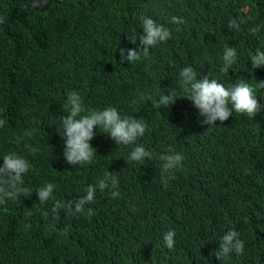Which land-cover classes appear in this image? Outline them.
Instances as JSON below:
<instances>
[{
  "label": "trees",
  "instance_id": "obj_1",
  "mask_svg": "<svg viewBox=\"0 0 264 264\" xmlns=\"http://www.w3.org/2000/svg\"><path fill=\"white\" fill-rule=\"evenodd\" d=\"M2 6L0 46L41 27L53 45L49 55L32 49L0 55V83L12 93L9 100L22 110L37 108L18 116L14 133L30 132L23 141H58L56 128L66 114L64 100L50 105L58 83V91H79L84 104L102 95L122 114L142 118L146 131L135 143L150 149L153 159L128 163L131 148L113 146L101 132L89 142L96 156L88 165L75 170L49 158L46 174L57 185L52 207L63 217L56 219L58 229L0 233V264H264V176L256 178L264 169V109L253 117L233 112L206 125L196 108L188 110L187 97L167 108L153 103L167 89L187 95L178 76L186 65L197 78L207 74L225 86L264 80V66L251 71L249 61L256 48L264 49V0H0ZM142 14L165 24L171 35L150 48V60L141 54L121 62L119 49L139 42L130 37L141 31ZM171 16L183 17V23L171 24ZM233 20L237 26L229 27ZM224 46L236 49L226 75L219 72ZM87 57L93 63L89 73L80 70ZM19 59L27 65L20 80L11 68ZM253 87L264 103V89ZM170 149L184 158L162 180L158 155ZM121 161L119 173L128 180L119 178L117 197L105 189L79 212L55 207L57 200L74 201ZM86 218L92 222L81 223ZM229 228L244 247L217 258V239ZM168 229L175 233L171 249L161 239Z\"/></svg>",
  "mask_w": 264,
  "mask_h": 264
},
{
  "label": "clouds",
  "instance_id": "obj_2",
  "mask_svg": "<svg viewBox=\"0 0 264 264\" xmlns=\"http://www.w3.org/2000/svg\"><path fill=\"white\" fill-rule=\"evenodd\" d=\"M48 3L49 0H40ZM31 5V4H30ZM5 15L3 6L0 9V27L2 17ZM171 24H182L183 17L171 16ZM141 31L130 39L138 43L135 48H120L119 59L121 62H132L140 58L150 60V48L168 39L171 35L169 28L154 20L151 16L142 14L138 17ZM235 20L229 21V27H236ZM250 28V32L256 31ZM52 42L43 36V27L23 35L7 40L0 46V55L15 56L26 49H32L49 55ZM222 65L219 72L226 75L236 61V49L232 46H224L222 51ZM251 71L264 66V49L256 48L249 56ZM11 68L17 79H22L27 65L23 59L12 63ZM93 63L87 57L81 69L90 72ZM180 83L187 95H180L178 90L167 89L158 94L153 101L158 108H167L179 96L190 99L186 103L188 110L197 109V114L202 118L201 124H214V121H224L233 112L242 113L253 117L258 111L264 109V103L258 102L254 94L256 89H264V80L250 83L246 79L235 80L225 86L219 78L201 75L197 78L191 65L179 69ZM58 83L53 85V97L50 105L59 106L64 100V113L59 119L58 141L52 142L39 138L23 141L27 130L23 133H14L18 127V116H25L36 112V106L28 104L32 109H21V104L10 101L12 95L6 89V85L0 83V233L4 234L18 230L22 233H44L58 229L56 219L63 218L54 207L52 200L56 191V183L46 174L49 158H57L64 166L73 167L75 170L82 165H88L96 156L95 148L90 145V140L96 133H105L108 142L116 147L131 148L127 153L128 163H144L145 159H153L152 151L143 144L135 143L138 137L144 135L146 123L140 117L122 114L114 106H109V100L104 96H95L86 104L82 95L75 89H69L66 93L57 90ZM65 98V99H64ZM133 103L136 101L133 100ZM14 133V134H13ZM13 134V136H11ZM111 140H110V139ZM134 145L133 147L130 145ZM183 154L179 151L163 152L158 155L159 172L162 180L172 175V171L178 168L183 161ZM114 171L104 172L102 177L89 183L81 190L80 196L74 201L62 203L55 202L56 208L79 212L94 201L97 195L105 189H109L111 197H117L119 178L122 181L128 178L120 175L119 171L124 161L117 162ZM264 176V169L256 171V178ZM70 192L65 194L68 196ZM103 196L99 198L102 202ZM89 213L92 212L88 208ZM92 222L86 218L83 222ZM174 230L168 229L161 234V239L166 248L171 249L174 244ZM215 256L220 258L229 253H240L244 247V241L239 233L231 228L223 231L218 239ZM86 264L89 262L84 261Z\"/></svg>",
  "mask_w": 264,
  "mask_h": 264
}]
</instances>
